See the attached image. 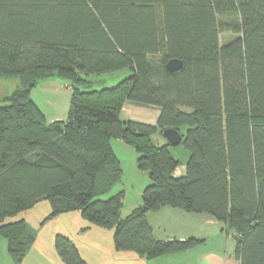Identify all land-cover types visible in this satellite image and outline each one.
Listing matches in <instances>:
<instances>
[{
	"label": "trees",
	"instance_id": "obj_1",
	"mask_svg": "<svg viewBox=\"0 0 264 264\" xmlns=\"http://www.w3.org/2000/svg\"><path fill=\"white\" fill-rule=\"evenodd\" d=\"M171 59L182 68L169 71ZM122 70L130 75L112 87L89 79ZM0 75L21 82L0 104L10 253L25 255L35 237L7 218L49 200L50 216L80 211L113 229L116 250L149 259L205 242L157 238L149 212L209 214L233 235L240 264H264V0H0ZM53 76L74 94L67 119L47 123L31 90ZM127 101L157 107L156 123L122 120ZM166 128L183 135L185 174L169 142L152 141ZM113 138L137 149L151 179L125 218L122 192L103 198L121 175ZM55 249L66 264H88L66 234Z\"/></svg>",
	"mask_w": 264,
	"mask_h": 264
},
{
	"label": "rangeland",
	"instance_id": "obj_2",
	"mask_svg": "<svg viewBox=\"0 0 264 264\" xmlns=\"http://www.w3.org/2000/svg\"><path fill=\"white\" fill-rule=\"evenodd\" d=\"M231 38H233V34L230 33L221 36L223 42ZM129 75V70H122L90 76L89 79L94 82V87L96 89H101L115 86ZM20 86L21 82L17 76L0 75V104L4 102L3 97L12 94L14 90ZM73 94L74 89L71 82L60 76L42 79L31 90V96L43 110L47 123L67 119ZM159 112L157 107L139 105L127 101L123 105L121 119L125 121L130 119L155 124ZM185 130L186 128H183V132H185ZM152 141L159 145L168 142L160 133L154 134L152 136ZM111 144L120 162L121 175L111 190L103 195V198H108L122 192L123 206L121 209V217L125 218L142 203V192L151 183V179L148 172L141 170L137 166V158L140 153L132 144L120 138H113ZM169 148L172 154L182 163L179 167L180 175L181 173L185 174V164L189 158L188 150L182 144L176 146L170 145ZM167 207L171 208V206ZM51 209L52 207L49 200H42L31 210L7 218V222L24 219L28 232L33 234L35 239L25 255H18L9 252L8 239L4 234H1L0 264H31L32 261L39 260L55 262L57 259L61 258L55 249V237L58 233L64 234L66 232V224H68L67 217L73 215V213H76V215L78 213L80 215L82 214L80 211H71L58 216H50ZM162 211L163 210L150 212L149 218L151 222H149L151 225L153 224L154 231L157 236H160L159 238H166V236L169 235V230H165L172 226L170 231H177L179 230L180 223L173 221V218H176L174 214L164 215ZM156 212L161 214H157ZM187 220H189V218H187ZM85 221L86 223L88 222L86 219ZM161 222L165 224L162 226ZM79 226L82 227L83 225ZM81 227H76L74 229L75 232ZM111 230L113 231V229H109V231ZM209 230L212 235L217 234L215 229L211 228ZM228 239L230 242V249L233 251L235 248L233 235L230 234ZM87 250L88 252H86V255L90 258L91 262L97 260L96 256H98V253H93L92 249L87 248Z\"/></svg>",
	"mask_w": 264,
	"mask_h": 264
},
{
	"label": "crops",
	"instance_id": "obj_3",
	"mask_svg": "<svg viewBox=\"0 0 264 264\" xmlns=\"http://www.w3.org/2000/svg\"><path fill=\"white\" fill-rule=\"evenodd\" d=\"M180 175L179 168L176 171ZM182 174V173H181ZM168 208V209H166ZM163 206L158 211L163 210L164 215L174 214L176 218L173 221L179 224V230L170 231L166 238H159L155 231V236L159 239H188L195 236L205 239L204 243L198 244L184 252L171 253L155 258H146L138 256L134 252L118 251L115 248L113 240V231L101 228L98 226L86 223L85 219L79 213L67 217L68 224H66V232L64 234L70 236L77 244L82 256L86 259L88 264H240L235 257L234 250L230 249L228 232L223 230V224L205 213L185 212L174 207ZM157 214H161L156 212ZM155 213V214H156ZM66 214V213H64ZM148 219L151 222L148 213ZM185 217V218H183ZM189 218V220H187ZM84 222V224H83ZM162 226L165 224L163 222ZM79 225H83L82 227ZM90 226L83 230L84 227ZM153 226V224H152ZM76 227H81L75 232ZM215 229L217 234H211L209 229ZM154 229V228H153ZM221 232V233H219ZM77 235V236H76ZM223 239H222V237ZM77 239V240H76ZM79 239V240H78ZM235 247V246H234ZM88 249H92L93 253H98L97 260L91 262L86 255ZM92 253V252H91ZM66 264L61 258L55 262H46L43 260L32 261L31 264Z\"/></svg>",
	"mask_w": 264,
	"mask_h": 264
},
{
	"label": "water",
	"instance_id": "obj_4",
	"mask_svg": "<svg viewBox=\"0 0 264 264\" xmlns=\"http://www.w3.org/2000/svg\"><path fill=\"white\" fill-rule=\"evenodd\" d=\"M183 62L180 59H171L167 63V69L169 71H176L181 69ZM162 136L169 142L171 146H176L181 144L183 140L182 133L175 128H166L162 132Z\"/></svg>",
	"mask_w": 264,
	"mask_h": 264
}]
</instances>
